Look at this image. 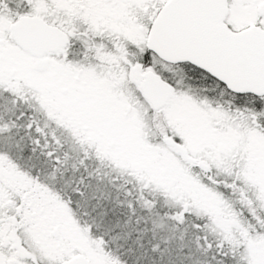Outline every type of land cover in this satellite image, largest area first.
I'll list each match as a JSON object with an SVG mask.
<instances>
[{"label": "snow or ice", "instance_id": "obj_1", "mask_svg": "<svg viewBox=\"0 0 264 264\" xmlns=\"http://www.w3.org/2000/svg\"><path fill=\"white\" fill-rule=\"evenodd\" d=\"M0 264H264V0H0Z\"/></svg>", "mask_w": 264, "mask_h": 264}]
</instances>
